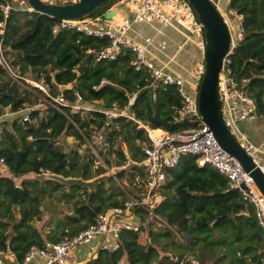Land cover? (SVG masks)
<instances>
[{
  "label": "trees",
  "instance_id": "trees-1",
  "mask_svg": "<svg viewBox=\"0 0 264 264\" xmlns=\"http://www.w3.org/2000/svg\"><path fill=\"white\" fill-rule=\"evenodd\" d=\"M118 1L106 0L87 16H105ZM6 2L0 0V41L8 62L22 76L31 72L33 80H43L51 95L62 94L67 102L61 110L48 102L42 110H24L37 96L12 81L0 67V159L8 167L0 174V251L8 248L15 264H22L31 247L73 236L106 209L122 206L129 194H139L124 195L125 189L111 177L99 183L86 182L92 177L93 159L86 161L76 150H64L62 137L87 143L88 149L93 146L101 156L97 138L102 137L105 163L119 167L117 182L132 184L136 178L143 184L145 131L124 115L107 117L102 111H126L151 128L171 133L192 125L178 117V87L159 83L151 89L149 72L136 71L130 65L129 51L115 59L97 60V54L109 45L107 37L73 29L53 33L58 18L29 11L27 0L26 8L11 5L5 15ZM229 7L240 17L243 35L228 57V67L236 79L249 80L256 112L264 120V0H230ZM103 78L109 84L95 89ZM76 93L90 108L85 114L71 110ZM5 112L14 116L2 119ZM111 154L116 157L115 164L109 159ZM98 171L105 169L99 166ZM52 176L77 177L80 182L71 181L63 191L62 183ZM59 187L64 198L72 201L73 213L65 215L54 232L46 233L32 221H42L39 216L44 219L41 198ZM158 196L150 211H134L138 229H123L116 248H98L84 262L77 252L78 264H264V231L252 204L212 166H199L194 154L181 156L168 171ZM143 232L148 238L141 243Z\"/></svg>",
  "mask_w": 264,
  "mask_h": 264
},
{
  "label": "built area",
  "instance_id": "built-area-1",
  "mask_svg": "<svg viewBox=\"0 0 264 264\" xmlns=\"http://www.w3.org/2000/svg\"><path fill=\"white\" fill-rule=\"evenodd\" d=\"M41 1L47 4H66L77 0ZM128 1L133 6V14L120 18L116 23L105 16L95 18L86 16L79 20L58 19L52 27V32L55 33L59 29H73L89 36L107 37L109 45L97 54V60L115 59L124 50L129 51L131 54L130 65L136 71L146 69L149 72L152 79L151 89H155L159 83L174 84L178 87L181 97V105L177 109L178 117L184 119L192 127L181 132L171 133L143 124L132 113L103 110L102 112L107 117L124 115L135 122L138 128L145 131L147 142L143 144L144 159L141 162L145 174L142 185L143 191L137 195H129L122 206L106 209L96 217L94 223L77 234L66 235L60 241L47 243L44 247H31L25 254L22 264H28L35 255H39L42 259L40 264H78L77 252L79 248L91 244L97 238L100 239L99 248H116L119 233L123 229H138L139 224L132 222L135 216L134 211L138 208L150 211L153 208L159 200L158 190L165 185L168 179V171L175 168L181 156L185 154H194L199 166L208 164L226 177L229 186L238 189L243 199L252 204L258 224L264 231V196L255 185L252 177L243 170L240 163L221 149L212 131L202 120L198 108V85L196 93L191 94L185 88V81L182 76L158 66L147 53V47L152 44V39L149 36L144 37L141 42H134L128 36L129 32L139 24L155 22L162 26H173L175 22L186 23L189 21L192 33L194 32L197 36V44L200 50L204 51V30L193 8L188 0ZM210 1L220 11L217 0ZM10 6L9 2L5 3L3 7L5 15H7ZM229 11L235 13L231 9ZM225 21L230 32V44L227 56L222 62L218 81L222 119L238 144L264 171V163L261 159L264 157V140L260 144H254L240 127L241 121L255 122L260 119L256 112L253 96L248 88L249 80L246 77L236 79L228 67V57L236 47L237 42L241 40L243 30L238 25L237 30L232 32L229 23L226 19ZM4 51L5 48L0 41V67L6 71L12 81L22 87L27 88L26 85H28L43 92L47 102L54 108L61 110L60 107L67 103L65 97L62 94L53 96L49 93L46 84L22 76L10 65ZM91 52L92 50L87 51V53ZM203 71L204 64L202 63L197 73L198 78L203 74ZM102 84H109V80L101 79L95 89H98ZM153 97L155 98V93H153ZM71 110L76 113H83L90 108L83 104L82 97L76 93V98L71 104ZM27 118V116L24 117V120ZM97 142L101 145L102 137H98ZM90 149L99 158L97 150L91 145ZM7 170V165L0 159V174L7 172ZM8 252V248L6 252L0 251V256L9 254ZM0 264L5 263L0 261Z\"/></svg>",
  "mask_w": 264,
  "mask_h": 264
},
{
  "label": "water",
  "instance_id": "water-1",
  "mask_svg": "<svg viewBox=\"0 0 264 264\" xmlns=\"http://www.w3.org/2000/svg\"><path fill=\"white\" fill-rule=\"evenodd\" d=\"M106 0H77L66 4H47L41 0H27L29 11L46 15L50 19L79 20ZM204 30V71L197 97L202 120L212 131L214 138L229 156L235 158L243 170L253 179L264 196V171L230 134L223 122L218 93L219 73L230 44L228 25L219 9L210 0H188ZM41 216H39V219ZM34 224V221H32Z\"/></svg>",
  "mask_w": 264,
  "mask_h": 264
},
{
  "label": "crops",
  "instance_id": "crops-1",
  "mask_svg": "<svg viewBox=\"0 0 264 264\" xmlns=\"http://www.w3.org/2000/svg\"><path fill=\"white\" fill-rule=\"evenodd\" d=\"M229 1L223 0L220 12L227 22H235L237 18L234 13L229 11ZM8 2L19 8H25L21 3L16 5L13 0H8ZM133 11V6L128 0H120L113 4L105 17L110 13L108 19H112L116 23L124 16H131ZM236 26L238 27V24ZM128 36L134 42H141L144 37L149 36L152 39V44L147 47L149 57L158 66L164 67L166 71L182 76L187 91L191 94L196 93L199 82L197 73L202 66L203 56L196 42L197 36L193 35L190 25L175 22L173 26H162L155 22H148L136 25ZM240 127L254 144H260L264 140L263 119L256 122L241 121ZM261 159L264 163L263 157ZM134 219L132 222H135ZM137 220L139 221L138 218ZM99 241L100 239L97 238L88 247L79 249L78 255L82 262L89 259L97 251ZM6 259L10 260V263H7ZM0 261L5 264H15L14 256L10 254L0 256Z\"/></svg>",
  "mask_w": 264,
  "mask_h": 264
},
{
  "label": "rangeland",
  "instance_id": "rangeland-1",
  "mask_svg": "<svg viewBox=\"0 0 264 264\" xmlns=\"http://www.w3.org/2000/svg\"><path fill=\"white\" fill-rule=\"evenodd\" d=\"M13 1L16 5L20 4V3L23 4L25 7L27 5L25 0H13ZM217 2L219 4V7L221 8V4H222L223 0H217ZM234 15L236 16L237 20L235 22L228 21L230 29L232 32L237 30L236 25L238 24V19L240 18L237 14L234 13ZM109 16H110V13L107 14L106 18H108ZM186 23L189 25V21H187ZM193 35L196 36V34L194 32H193ZM201 53L203 56V51H201ZM24 77L27 79L33 80V78L31 77V72H28L26 75H24ZM39 82L43 83V80H40ZM26 87H27V89H30V91L33 92L37 96V98L35 100H33L31 103H26L24 110L30 109V108H38L40 110L44 109L46 107V104H47L46 98L43 95H41L40 92L33 90L31 86L26 85ZM95 103L98 104L99 102L97 101ZM13 116L14 115H11V113L5 112V116H3L2 119H5V118L11 119ZM258 120L260 121L262 119H258ZM0 121H1V119H0ZM60 142L63 145L64 150H66V151L70 150V149L76 150L77 153L82 158L86 159V161H89V159H91V158L93 159V165L91 168V169H93L92 177L90 179H88L86 182H88V183H92V182L93 183H99L102 180L107 181V179L109 177H111L113 179L114 183H116L119 186L121 185V187H123L125 189L124 195H126V196H128L129 193L134 194V193H140L143 191L142 183H140V181H138L136 178L134 179L132 184L128 183L126 180L120 181L121 183L117 182L118 179H116L115 173L119 169V167H116L114 165L109 167L107 165V163H105V158H106L105 144H103V145L101 144L99 146V148L101 149V151L103 152L104 155L101 156L100 154H98L99 155V158H98L92 149L87 148L89 146V144L81 143L78 139H76L72 136L62 137ZM122 146L124 147V144H122ZM109 159L113 160V163H114V161L116 162V157L114 154H111L109 156ZM263 159H264V157H263ZM99 166H103L105 169V172L99 173V171H98ZM52 177L54 179H56L55 181L62 183L63 191H66L68 189V185L71 181H78L77 177H69V178H63L61 176H52ZM16 181L19 182V179H16ZM78 182H80V181H78ZM83 184H86V183H83ZM63 191H61V189L59 187L57 191L51 192L50 194H47L41 198L40 210L43 213L44 219H42V217H41L40 220H42V221H35L34 223H36V224L38 223V226L41 227L43 229V231H45L46 233L54 232L53 229H55L56 225L61 222L60 220L62 218H64L65 215L73 213L74 208L72 205V201L70 200V198H68V199L64 198V196L62 194ZM75 193H77V192H75ZM158 198H159V196H158ZM16 216L18 218V214H16ZM134 221L138 222L137 218H135ZM147 238H148L147 233L143 232L141 235V238H140V242L141 243L146 242ZM176 239H178V238H176ZM89 245L81 246L80 248L88 247ZM169 255H173V252ZM173 260L176 261V257H173ZM14 261H15V259H14ZM6 262L10 263V260L6 259ZM40 262H42V259L40 258V256L35 255L29 261L28 264H38Z\"/></svg>",
  "mask_w": 264,
  "mask_h": 264
},
{
  "label": "clouds",
  "instance_id": "clouds-1",
  "mask_svg": "<svg viewBox=\"0 0 264 264\" xmlns=\"http://www.w3.org/2000/svg\"><path fill=\"white\" fill-rule=\"evenodd\" d=\"M25 8H26V7H25ZM29 8H30V7H29ZM29 8H28V10H29ZM142 185H143V184H142ZM134 218H135V216H134ZM133 223H138V224H140L139 221H138V222H133ZM79 249H80V248H79Z\"/></svg>",
  "mask_w": 264,
  "mask_h": 264
}]
</instances>
